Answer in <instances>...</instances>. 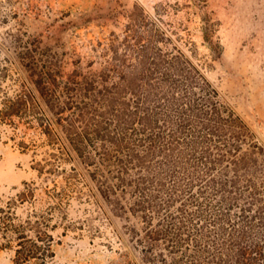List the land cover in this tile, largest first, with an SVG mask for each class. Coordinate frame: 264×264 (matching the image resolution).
Returning <instances> with one entry per match:
<instances>
[{
  "label": "rangeland",
  "instance_id": "obj_1",
  "mask_svg": "<svg viewBox=\"0 0 264 264\" xmlns=\"http://www.w3.org/2000/svg\"><path fill=\"white\" fill-rule=\"evenodd\" d=\"M0 264H264V0H0Z\"/></svg>",
  "mask_w": 264,
  "mask_h": 264
}]
</instances>
